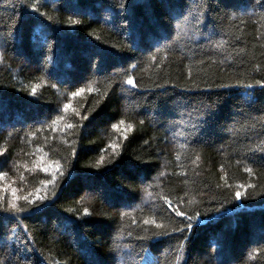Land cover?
<instances>
[{
    "label": "trees",
    "instance_id": "16d2710c",
    "mask_svg": "<svg viewBox=\"0 0 264 264\" xmlns=\"http://www.w3.org/2000/svg\"><path fill=\"white\" fill-rule=\"evenodd\" d=\"M257 81L264 0H0V264H264Z\"/></svg>",
    "mask_w": 264,
    "mask_h": 264
},
{
    "label": "snow or ice",
    "instance_id": "6c2138e0",
    "mask_svg": "<svg viewBox=\"0 0 264 264\" xmlns=\"http://www.w3.org/2000/svg\"><path fill=\"white\" fill-rule=\"evenodd\" d=\"M34 9H36V5L34 4L33 6H32ZM127 83L129 84V85H133L134 86V82H133V80L131 79V78H129L128 80H127ZM257 83H259V84H261L262 86H264V81H257ZM84 90L83 89H81L80 90V92H83ZM33 94H35V88H33ZM73 96H76V95H79V92H76V93H73L72 94ZM68 107H69V105H64V108H65V110L66 109H68ZM60 119H63L62 117H60ZM53 123H55V121L53 122ZM120 123L121 124H123L124 122L123 121H120ZM69 127H71V125H69ZM113 127L114 128H116L117 126L116 125H113ZM132 129V125H128V130H131ZM247 171H251L250 169H246ZM3 176V174H0V177H2ZM13 195H15V193H13ZM240 192H236V198L237 199H239L240 198ZM26 199V198H25ZM11 209L12 210H15V211H22L23 209H19V208H17V206H16V204L15 203H11ZM85 212H87V209H85ZM177 215H185L183 212H180V211H177ZM186 227H188V228H191L192 227V225L191 224H188ZM179 230V229H178Z\"/></svg>",
    "mask_w": 264,
    "mask_h": 264
}]
</instances>
